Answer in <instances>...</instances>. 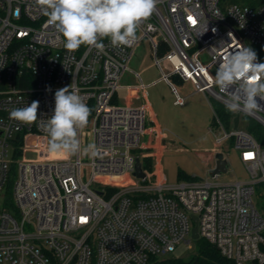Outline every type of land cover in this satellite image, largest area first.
<instances>
[{"label":"built area","instance_id":"2783aa9c","mask_svg":"<svg viewBox=\"0 0 264 264\" xmlns=\"http://www.w3.org/2000/svg\"><path fill=\"white\" fill-rule=\"evenodd\" d=\"M47 19L35 0H0V264H149L190 244L195 226L199 239L234 264H264V214L254 200L255 185L264 183V142L247 129L249 119L264 126V101L257 98L261 107L251 114L228 110L227 123L228 98L209 82L222 45L264 48V0H158L132 46L113 47L104 38L103 52L85 45L68 52ZM143 40L162 73L150 84L129 69ZM128 71L137 83H123ZM160 80L178 106L188 96L177 83L191 82L196 93L215 99L213 168L216 153L226 158L222 148L233 142L251 179L170 185L155 170L166 133L147 89ZM68 86L91 109L78 138L82 149L97 145L95 157L81 151L52 159L47 151L42 125L54 111L55 92ZM33 101L36 122L10 118L13 108ZM28 151L40 159L26 161ZM138 158L143 177L135 174Z\"/></svg>","mask_w":264,"mask_h":264},{"label":"clouds","instance_id":"9594fccd","mask_svg":"<svg viewBox=\"0 0 264 264\" xmlns=\"http://www.w3.org/2000/svg\"><path fill=\"white\" fill-rule=\"evenodd\" d=\"M158 0H35L47 23L54 26L63 37V47L68 52L82 45L103 52L108 38L113 47L132 46L142 21L149 19ZM231 36V34H229ZM218 68L209 82L227 96L225 107L232 112L251 114L264 101V62H258L257 53L241 44L230 51L221 46ZM39 102L13 108L9 116L22 124L37 121ZM91 109L79 90L71 86L55 92V107L51 117L42 125L48 136L47 151L51 154H77L83 151L95 157L97 145L89 143L83 149L79 131L88 122Z\"/></svg>","mask_w":264,"mask_h":264},{"label":"rangeland","instance_id":"374dc122","mask_svg":"<svg viewBox=\"0 0 264 264\" xmlns=\"http://www.w3.org/2000/svg\"><path fill=\"white\" fill-rule=\"evenodd\" d=\"M129 69L141 75L146 84L161 77L162 73L154 64L151 44L143 40L137 47ZM135 74L130 71L123 78V83H137ZM183 96H188L184 106L174 104V94L165 80L158 81L148 87V98L152 103L158 119L165 130L164 147L157 150L155 155V170L166 177L170 185H178L192 180L231 183L249 180L251 176L246 166L240 160V152L233 142L230 147H223L228 160V172L213 177L210 171L214 167L213 155L217 148L213 127L214 110L220 105L214 98L201 92H195L191 82L177 83ZM137 103L140 101H136ZM212 106H211V103ZM244 128V126H242ZM147 139V136L143 140ZM35 137H30V145ZM65 154H51L52 159L63 158ZM40 159L37 151H28L25 160L36 162ZM184 175V176H183ZM197 176L194 179L193 176ZM263 182L257 183L254 200L256 205L264 202ZM260 208V207H259ZM199 251V239H193L190 244H181L174 257L189 259Z\"/></svg>","mask_w":264,"mask_h":264},{"label":"trees","instance_id":"16d2710c","mask_svg":"<svg viewBox=\"0 0 264 264\" xmlns=\"http://www.w3.org/2000/svg\"><path fill=\"white\" fill-rule=\"evenodd\" d=\"M257 57L264 62V48L257 49ZM224 119L229 123L231 118V112H229L225 107H222ZM250 123L247 129L253 133L256 138L264 142V126L259 124L253 119H249ZM152 158L146 159V167H152ZM184 176V175H183ZM264 187V183H262ZM260 207V208H259ZM259 210L264 214V202L259 204ZM149 264H234L233 261L224 257L220 251L207 240L201 238L199 239V251L197 254L193 255L189 259H184L180 257L167 256L164 258L152 257Z\"/></svg>","mask_w":264,"mask_h":264},{"label":"water","instance_id":"95a60500","mask_svg":"<svg viewBox=\"0 0 264 264\" xmlns=\"http://www.w3.org/2000/svg\"><path fill=\"white\" fill-rule=\"evenodd\" d=\"M240 113H237V115L234 118V128L237 129L239 126V122H240ZM216 166L215 168H213L210 171V174L212 176H216V175H220L222 173H226L228 172L229 169V165H228V160L224 157V154L222 152H218L216 153ZM135 174L139 177H143L145 176V173L142 170V161L140 158H138L137 160V165H136V172ZM194 221L197 223L198 218L197 216H193ZM193 238L194 239H199V231H198V227L195 226L193 229Z\"/></svg>","mask_w":264,"mask_h":264},{"label":"crops","instance_id":"0c3cea01","mask_svg":"<svg viewBox=\"0 0 264 264\" xmlns=\"http://www.w3.org/2000/svg\"><path fill=\"white\" fill-rule=\"evenodd\" d=\"M150 105H151V111H152L151 113H152L153 117L156 119V121L159 123V125H161V123L158 119L157 113L155 112L154 107H153L151 102H150ZM161 127H162V125H161Z\"/></svg>","mask_w":264,"mask_h":264},{"label":"snow or ice","instance_id":"6c2138e0","mask_svg":"<svg viewBox=\"0 0 264 264\" xmlns=\"http://www.w3.org/2000/svg\"><path fill=\"white\" fill-rule=\"evenodd\" d=\"M248 155H251V154H248Z\"/></svg>","mask_w":264,"mask_h":264}]
</instances>
